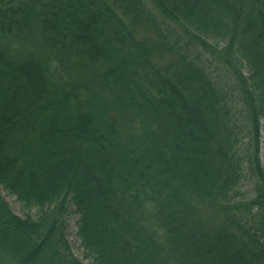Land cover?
<instances>
[{"label": "trees", "instance_id": "16d2710c", "mask_svg": "<svg viewBox=\"0 0 264 264\" xmlns=\"http://www.w3.org/2000/svg\"><path fill=\"white\" fill-rule=\"evenodd\" d=\"M260 125L264 0H0V264H264Z\"/></svg>", "mask_w": 264, "mask_h": 264}, {"label": "rangeland", "instance_id": "374dc122", "mask_svg": "<svg viewBox=\"0 0 264 264\" xmlns=\"http://www.w3.org/2000/svg\"><path fill=\"white\" fill-rule=\"evenodd\" d=\"M240 104H238V106L236 105V108L238 109V115L237 117H239V121L241 122V124H244V118H243V112L241 110V107L239 106ZM263 125V124H262ZM260 125V138H259V157H260V161L262 163V165L264 166V128L263 126ZM248 139V137L246 136V134L243 137V141L246 142ZM252 187L253 184L252 182L249 181H243V183L241 184V190L242 192L247 195L250 196L252 195ZM0 195L6 200V202L8 203L10 210H12V212H14L15 214L24 217L25 215V211H23L24 209L21 207V204L19 203V201H17L15 199L14 195H10L8 194L6 191H4L2 189V187L0 186ZM35 209H32V211H30L29 213L34 214ZM77 214H75L74 212L71 211V213H69L67 220V229L66 230V241L68 242L71 251L74 253V256L79 259V261H81L82 264H89L88 259H84L82 256V251H80V247H79V240H77L76 237V230L77 229Z\"/></svg>", "mask_w": 264, "mask_h": 264}, {"label": "bare ground", "instance_id": "6f19581e", "mask_svg": "<svg viewBox=\"0 0 264 264\" xmlns=\"http://www.w3.org/2000/svg\"><path fill=\"white\" fill-rule=\"evenodd\" d=\"M258 137L260 138V129H259V136Z\"/></svg>", "mask_w": 264, "mask_h": 264}]
</instances>
